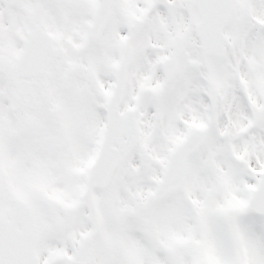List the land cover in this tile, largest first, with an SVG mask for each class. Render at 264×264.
<instances>
[{"label": "snow or ice", "instance_id": "1", "mask_svg": "<svg viewBox=\"0 0 264 264\" xmlns=\"http://www.w3.org/2000/svg\"><path fill=\"white\" fill-rule=\"evenodd\" d=\"M0 264H264V0H0Z\"/></svg>", "mask_w": 264, "mask_h": 264}]
</instances>
